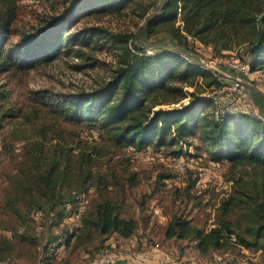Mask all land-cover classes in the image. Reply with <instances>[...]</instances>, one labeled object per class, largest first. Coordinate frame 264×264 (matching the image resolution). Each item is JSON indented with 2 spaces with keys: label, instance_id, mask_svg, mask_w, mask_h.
I'll use <instances>...</instances> for the list:
<instances>
[{
  "label": "trees",
  "instance_id": "obj_1",
  "mask_svg": "<svg viewBox=\"0 0 264 264\" xmlns=\"http://www.w3.org/2000/svg\"><path fill=\"white\" fill-rule=\"evenodd\" d=\"M149 1L154 11L148 18L146 37L158 39L168 34L178 49L156 45L154 54L148 55L144 45L133 43L140 52L136 54L129 47L134 35L115 34L101 27L72 31L77 18L93 14L96 9L101 8L104 13L119 11L132 3L138 5L141 0H62L61 11L22 33H15L14 29L20 0H0V73L11 70L17 62H24L29 68L49 63L75 41L86 46L94 40L112 42L119 52V62L109 81L90 91L68 94L55 103H48L36 92L38 102L68 121L99 129L103 138L116 147L162 148L188 144L191 137L199 135L212 155L226 159L234 171L242 168L245 173L233 178V191L218 206L211 228L205 229L187 216L175 214L165 226V237L194 243L202 256L234 251L240 246L261 251L264 257V118L248 113L219 115L214 101L203 93L220 89L224 82L217 72L193 57V47L200 44L216 52L242 48L246 55L243 60L251 62L254 70L263 71L264 0ZM142 12L144 16L149 10ZM17 34L19 40L10 41ZM223 80L232 81L224 76ZM187 87L198 91L185 90ZM200 88L204 90L201 93ZM250 92L255 100L254 91ZM8 97V91L0 85V127L8 117H15V112L3 111V101ZM39 133L46 138L44 129ZM55 137L64 139L60 131ZM64 140L68 146L56 141L48 156L42 140L33 141L25 149L30 163L28 172L15 186L22 190L9 194L8 200L17 214L21 211L19 202L24 200L30 209L60 222L66 207L84 193L91 178L84 166H92V152L83 149L81 140ZM76 149H80L77 160ZM120 209V205L105 199L85 212L79 245L94 232L124 239L136 235L139 222L122 217ZM233 236L236 241H232ZM71 237L69 232L66 241L70 242ZM13 239L0 234V264L15 263ZM60 242L49 241L41 254L49 255L51 245L58 247ZM49 259L47 256L45 262L51 264Z\"/></svg>",
  "mask_w": 264,
  "mask_h": 264
},
{
  "label": "rangeland",
  "instance_id": "obj_2",
  "mask_svg": "<svg viewBox=\"0 0 264 264\" xmlns=\"http://www.w3.org/2000/svg\"><path fill=\"white\" fill-rule=\"evenodd\" d=\"M19 4L21 8L14 24L15 33L30 31L43 18L63 9L62 0H20ZM146 8L149 12L143 16L142 11ZM153 11L149 0L107 13L99 8L93 14L77 18L72 31L101 27L115 34L134 35L129 47L136 54L140 52L134 49L133 43L144 45L148 55L149 50L154 54L156 45L178 49L168 34L158 39L146 37L145 29ZM18 40V34L10 37V41ZM193 50L196 61L208 68H218L223 76L227 75L226 78L237 76L228 62L234 63L239 57L230 52L238 53L240 50L242 54V48L227 53L201 50L199 47H193ZM118 62L119 52L107 39L94 40L89 46L75 41L49 63L29 68L26 63L17 62L11 70L0 73V85L9 93L8 99L3 101V111L15 112V117H8L0 127V234L14 237L13 262L48 264L41 258L43 247L49 241L57 243L65 239L70 232L64 220L59 222L52 216L47 219L46 213L44 228L38 229L30 216L34 208L30 209L22 200L18 205L21 209L19 215L8 204L9 194L22 190L15 186H19L28 172L30 163L25 149L33 141L46 142L45 153L48 156L52 154L56 141L67 145L65 138L81 140L83 149L92 152L93 160L91 167L84 166L91 173L84 191L90 201L86 212L100 201L111 199L120 205L122 217L136 219L139 232L152 238H156L155 233L164 236L165 226L175 214H183L205 229L211 228L216 222L218 206L233 191V178L245 173V169L234 171L226 159L212 155L210 147L199 135L191 137L188 144L181 142L162 148L150 146L136 150L134 147H116L109 139L103 138L99 129L68 121L37 100L36 92L48 103H55L64 100L68 94L90 91L112 78ZM238 77L249 90L259 87L264 91V70L262 73H240ZM258 79L262 81L258 83ZM185 90L198 91L195 87ZM215 90H206L203 95H212ZM202 91L200 88L199 93ZM254 97V109L264 118V96L256 92ZM42 129L47 132L45 139L39 133ZM59 131L64 136L63 140L55 137ZM79 151H74L75 160ZM116 237H102L94 232L92 236L84 237L82 245L77 238L75 242H69L68 256L55 263L79 264L84 253H89L91 258L109 239ZM232 241H236V236Z\"/></svg>",
  "mask_w": 264,
  "mask_h": 264
},
{
  "label": "built area",
  "instance_id": "obj_3",
  "mask_svg": "<svg viewBox=\"0 0 264 264\" xmlns=\"http://www.w3.org/2000/svg\"><path fill=\"white\" fill-rule=\"evenodd\" d=\"M199 48L201 50H213L212 48L205 47L200 44ZM241 50V49H240ZM240 50L236 52H230L236 54L237 60L234 63H230L231 68L237 73V76L230 77L231 82H225L223 80V72L218 68L217 70L210 67L212 70L217 72L218 77L224 85L220 89H216L212 95L209 97L214 101L217 106L218 114L224 115L226 113H248L260 116L254 109L252 104V95L250 90L247 88L238 74H250L251 72H261L259 69L254 70L251 62L244 61L245 51L240 53ZM229 51H223L227 53ZM152 54V51H148ZM240 53V54H239ZM224 77H227L224 76ZM251 103V104H250ZM247 104V105H246ZM183 169L182 165L180 166ZM89 197L84 192L79 195L77 201L74 204H70L66 207V213L64 221L68 224L70 233L72 234L70 243L75 242L78 238L79 231L83 226L82 218L89 205ZM31 218L36 222L38 229H43L44 214L41 211H34L31 214ZM65 239L60 240V245L55 247L51 245L50 254H42L41 258L45 259L50 257L49 261L51 263L56 260H61L62 258L68 256L70 250V244ZM162 251V245L160 242L152 239L149 235L144 232L137 233L131 238L124 239L117 236L115 239H109L106 246L96 252L91 264H111L117 260L132 261L138 257H142L148 253L155 252L159 253ZM213 258L207 261L202 259L203 263H195V261H183L179 260L177 264H264V257L261 251H251L245 247H236V251H226L224 253L216 252ZM86 258H90L89 253H84ZM13 264H22L15 262ZM40 264V263H39Z\"/></svg>",
  "mask_w": 264,
  "mask_h": 264
},
{
  "label": "crops",
  "instance_id": "obj_4",
  "mask_svg": "<svg viewBox=\"0 0 264 264\" xmlns=\"http://www.w3.org/2000/svg\"><path fill=\"white\" fill-rule=\"evenodd\" d=\"M262 80H257L258 83H260ZM254 93H258L259 96H264L263 89L259 88H252ZM138 233H140L138 231ZM152 239L161 241L162 244V251L159 253L151 252L148 253L142 257H138L132 261H125V260H117L112 262L111 264H177L179 260L183 261H195V263H203L202 259L207 261L211 258V255L208 256H202L197 251L194 243L187 242V241H176L175 239H167L164 236L156 235ZM153 235V236H154ZM215 254L212 253V257ZM84 259V260H83ZM83 259L81 258L79 264H91V261L89 258H86L83 256ZM60 261V260H59ZM58 261H56L57 263ZM55 262L51 264H56Z\"/></svg>",
  "mask_w": 264,
  "mask_h": 264
},
{
  "label": "water",
  "instance_id": "obj_5",
  "mask_svg": "<svg viewBox=\"0 0 264 264\" xmlns=\"http://www.w3.org/2000/svg\"><path fill=\"white\" fill-rule=\"evenodd\" d=\"M213 69H215V70H217V68H215V67H212Z\"/></svg>",
  "mask_w": 264,
  "mask_h": 264
}]
</instances>
